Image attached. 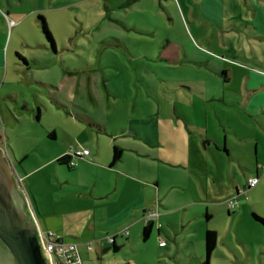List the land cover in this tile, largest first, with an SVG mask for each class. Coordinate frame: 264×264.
<instances>
[{
  "label": "rangeland",
  "instance_id": "1",
  "mask_svg": "<svg viewBox=\"0 0 264 264\" xmlns=\"http://www.w3.org/2000/svg\"><path fill=\"white\" fill-rule=\"evenodd\" d=\"M11 1L21 13L31 15L32 20L37 24L38 28L34 24L30 26L26 21L20 27L33 39L32 41L38 36L44 37L37 19L39 14L46 17L47 25L53 29L52 32L49 28L56 48V52L51 48V51H48L36 47L34 43L35 48L32 52L38 49L36 55L40 62L32 63L28 70L23 65L15 63L16 59L21 61L14 51H11L16 31L13 30L11 33L8 28L4 45L5 47L8 45L9 50L0 70L2 150L32 208L34 204L32 195L34 197L35 193L45 201L41 204V212L35 210L37 222L43 224L42 218H45L49 224L51 223L47 219V215L53 210L49 202L57 201L61 208L65 207L66 212H63L64 210L60 212L63 218V231L72 230L71 233L74 234L66 235L64 239L79 243L84 264H202L204 255L200 247L203 246L204 233L208 228L217 231V244L212 255L213 264H264V224L252 216V212H255L264 218V175L255 187L235 197V188L239 190L245 187L248 177L252 175L239 167L236 161H228L217 155L221 158V164L227 165V179L219 185H213L210 181L209 196L205 201L203 194L197 193L196 196L192 192L194 188L199 190L205 186L202 171L199 169L193 172L191 166L184 168L200 159L193 147L194 140L189 137L186 119L194 121L208 113L209 129L215 127L218 131L216 118H211L218 104L198 98L195 90H191L197 85L202 86L194 82L196 78L211 80V77L204 72L195 73L191 70L194 68L186 65L183 69L161 70L157 57L161 51L159 44L164 38L171 35L178 44L180 43L178 41H184L185 37L190 38L191 32L195 34L189 18V8L195 3L192 0H140L135 3L129 9L126 18L137 22L156 35L149 34L144 36L143 40L137 41L133 56L131 49L128 51L119 49L118 52L106 43L99 42L105 36L115 35L116 27H122L120 22L104 18L110 13L107 4L109 2L116 4L122 0ZM58 6L61 8L52 10L53 7ZM124 12L114 10L116 18H125ZM200 12L199 10V16H201ZM100 17L102 20L99 21ZM2 27L0 21V40L4 37ZM47 43L49 46L48 41ZM62 71L68 77L72 76V73L78 77L81 74L83 79L86 73L93 75L100 92L104 93V101L107 104L104 108L98 110L95 108L98 117H102L101 114L105 113V117L98 121L106 125V128H116L117 140L141 143L148 149L154 150L164 162L184 161L181 166H171L166 164L167 162L143 159L146 160L145 162H151L149 169L151 178L157 177L155 171L158 166H164L160 169L164 168L163 172L166 176L173 174L182 182L178 189L187 196L188 204L181 205L180 201H176L171 206L157 205L160 211L174 213L175 222L172 223L175 227L161 216L160 225H163L164 231L161 230L159 236L156 234V221L146 240L142 237V227L134 228L132 225L128 227L126 223L118 225L119 232L124 228H128L129 232L128 235L118 234L116 237L120 243L118 251H113L112 244L101 245L100 242H94L89 228L94 227L96 231H101L105 229L103 226L106 220L103 216H99L101 212H89V209L94 208L92 201L94 200L97 205H109L110 202L107 198L93 199L91 194L86 193L91 183H95L90 173L96 174L99 179L97 184L101 185V179H106L105 170L94 164V166H84L80 171L83 176H80L73 172V168L56 163V158L52 163L49 160L55 148L63 145L65 141H70L67 148L83 144L92 153L83 157L94 158L103 163L111 157L112 140L108 134L98 133L96 128L80 121L74 115L79 109L77 105L83 102V99L78 97L79 94L74 100L76 106H67L70 111L68 112L64 106H58L53 101L47 88L35 82L37 77L58 82ZM109 80L115 86L114 91L118 90V97L109 94V99H106L107 90L104 83H108ZM74 84L73 80L66 81L64 87L61 86L60 93L73 97ZM177 84L180 86H176ZM236 86L237 80L228 85V88ZM84 92L86 103L94 108L95 105L88 98L86 89ZM37 107L40 108L39 118H36ZM241 119L240 125L248 124L254 127L257 123L249 116ZM253 127L246 131H251ZM51 131L57 134V138L48 136ZM129 131L130 133H127ZM124 132L127 134L123 135ZM182 134L184 140L180 137ZM205 155H208V152H205ZM259 155L263 156L261 150ZM186 157H190L191 160L188 162ZM124 158L119 162L118 168L131 169L133 164L130 158ZM37 166L39 167L36 169ZM259 166L260 170L264 169L261 164ZM107 172L115 174L114 171ZM260 172L264 173V170ZM215 174L218 176L217 173ZM63 180L66 182L61 183ZM149 188L148 204L156 209L153 200L158 195L153 185ZM98 189L99 187L94 185L93 192ZM174 192L176 191H170L167 187L161 190L164 197L170 194L169 198L171 197L172 201H174ZM120 198L121 195L118 200ZM231 198H235V208L229 212L226 202ZM205 212L212 213L209 220L204 217ZM93 213L96 214L95 218ZM53 221L59 222V219ZM42 229L47 230L44 227ZM159 238L168 246L161 248L158 244ZM87 241L91 242L90 252L85 249L84 242ZM106 247L108 249L104 251Z\"/></svg>",
  "mask_w": 264,
  "mask_h": 264
},
{
  "label": "crops",
  "instance_id": "2",
  "mask_svg": "<svg viewBox=\"0 0 264 264\" xmlns=\"http://www.w3.org/2000/svg\"><path fill=\"white\" fill-rule=\"evenodd\" d=\"M192 1L195 4H192L189 8V18L192 21L195 34L191 32L190 38L185 37L184 41H178L180 42L178 44L175 42V38L171 35L164 38L159 44V49L161 51L157 59H159L158 66L161 70H166L167 68L183 69V67L190 66L194 68L191 69L193 72H204L211 77V80L196 78L194 82L200 83L202 86L197 85L196 87H192L191 90H195L194 92L198 95V98L218 104V107H215L214 115H211V118H216L215 120L218 122L219 133L215 130V127L211 130L209 129L208 125L210 119L207 115L208 113H205L199 119H194V121L186 119V128L190 135L189 137L192 141L194 140L193 142L195 146L193 145V147L200 156V159L198 162H191V165L184 167H193V172H195L194 170L199 169L202 171L205 178V186L199 190L194 188L192 192L196 196L197 193L200 195L203 194V198L206 201L209 196V182L211 181L213 185H219L220 183H224V180L227 179V165L221 164V158L219 156L228 161H236L239 167H242L244 171L249 172V174L252 175L248 177V179L258 177L260 180L264 175L263 172H260L264 169L260 170L259 166L261 164L262 168H264V0ZM122 2L123 0L116 4L109 2L107 7L111 14L109 13V16L106 15L104 17L108 18V20L120 22L122 27H116L115 35L105 36L100 39L99 42L106 43L107 46L113 47L112 49H116L118 52L119 49H124L125 51L131 49L134 56L135 43L143 40L144 36L156 34L151 30H147L144 26L138 25L137 22L130 21L126 18L129 9L138 1L124 9L120 8ZM59 8H61V6L53 7L52 10ZM114 10L125 11L123 14L125 18H116ZM199 10L201 11L200 15L202 17L199 16ZM100 20H102L101 17L99 21ZM0 21L3 25L1 31L4 34V37L0 40V70L3 68L5 55L7 58L9 50V46L7 45L5 47L4 45L6 42L5 35L8 28H10L11 33L13 30L16 31L11 51H14V53L19 52L23 57V60L21 59L20 62L16 59L15 63L23 65L28 70H30V65L32 63L40 62L36 55L38 49H35L32 52L35 48L34 43H36V47L45 48L48 51H51V48L56 52V48L50 47V44L48 46L44 37L40 38L38 36L32 41L33 39L20 29L26 21L29 22L30 26H33L34 24L37 27V24L32 20L31 15L29 16L21 13L13 1L0 0ZM38 22L37 19V23ZM48 27L53 32V29L50 26ZM154 31H156L155 27ZM166 43H168L167 46ZM220 54L221 56L219 57ZM167 61L168 63H165ZM70 80L75 81V84L73 85V91L75 94L73 97L64 96L60 93L61 86L63 85L64 87V83ZM235 80H237V86L228 88V85H231ZM35 82L41 87L47 88L53 101L56 102L58 106H64L67 111L69 110L67 106H76L74 100L79 94L78 97L83 99V102L77 105L79 109L74 115L80 121L86 122L88 125L96 128L98 133L104 132L108 134L112 140L111 146H113L115 142L123 148L126 145H134L149 154L147 156H140L132 151H124L123 158L120 161L124 160V157H129L133 167L131 169L127 168L123 170L118 168L120 161L113 166L109 165L111 157L103 163L94 158L80 157L74 159L76 165L73 168V172L80 176H83L80 171L84 166L97 165L102 168L103 171L105 170L106 179H101V185L100 183L97 184L99 179L96 174L94 172L90 173L91 179H93L95 183H91L90 189H88L86 193L89 195L91 194L93 199L97 198L100 200L107 198L110 202L109 205H97L94 200L92 201L94 208H91L92 210L89 209V212H101L99 216H103L104 220H106L104 221L103 226L105 229L101 231H96L94 227L89 228L92 231L93 240L100 239L106 235L118 233L119 224L127 223L128 227L132 225L134 228H139L143 227L147 221H152V227L156 221V234L159 236L161 230L164 231V229H162L163 225L161 224L160 227L158 225V223H161V216H163L164 219H167L172 227H175L172 223L175 222L173 216L174 213L160 211V209L157 208V205H161L162 207L171 206L175 204L176 201H180L181 205L189 203V199H187V196H184V192L181 189H178V186L182 185L181 180L176 178L173 174L166 176L163 172L164 168L160 169V167L164 166H158V168L155 166V168H157L155 171L157 177L151 178V173H149L151 162H145L146 160L143 159L158 160L160 163H166L167 161L164 162L160 158L158 159V157H155V155H157L156 152L148 149L141 143L117 140L115 133L116 128H106V125H103L98 121L103 119L102 117H105V113L101 114L102 117H98L99 114L95 108L98 110L99 108L106 107L107 104L104 101V93L100 92L93 75L91 73H86L85 79H83V75L81 74L80 77H78L75 73H72V76L68 77L65 75V72L62 71L58 82H53L42 77H37ZM104 86L107 90L106 99H109V94L118 97V90L114 91L115 86L113 82L109 80L108 83H104ZM176 86H180V84H177ZM84 89H86V93L88 98L92 101V104L95 105L94 108H91L86 103ZM246 116L252 117L257 121V123L254 124V127L248 124L240 125L242 122L241 118L245 119ZM251 127H253L251 131H246ZM127 133H130V131ZM127 133L124 132L123 135ZM132 134L134 137L138 138L135 136L136 134ZM180 137L184 140L183 134ZM55 138H57L56 133ZM203 140H206L207 142L202 143ZM69 142L70 141H65L63 145L55 148L53 155L49 160L50 163H52L55 158L57 159L59 156L67 152ZM184 144H186L185 141ZM222 144L224 145L225 150L222 148ZM77 147L87 148L83 144L82 146H76L75 148ZM0 148L2 149L1 142ZM260 150L263 154L262 157L259 155ZM205 152H208V155H205ZM91 154L92 153L89 150V155ZM89 155H86V157ZM186 160L190 161L191 159L190 157H186ZM183 162L184 161L176 163L175 161H171L166 164L171 166H181L183 165ZM38 167L39 166H37L36 169ZM107 171H114L115 174H110V172ZM215 173H217L220 178ZM229 177H231L230 172ZM64 182L66 181H61V183ZM94 185L99 187V189L95 191L97 193L93 192ZM150 185L154 186V191L158 195L156 199L153 200L156 206V209L154 210H157L156 212L158 214L154 219L146 220L143 217V209L151 207L148 204V202H150ZM163 187H167L170 191H176L174 192V201H172L171 197L169 198L170 194L165 197L161 194ZM81 189H83V187H81ZM248 189L250 188H247L246 185L239 190L238 188H235V197L240 193L245 194ZM120 195L121 198L118 200ZM32 198L34 200L35 208L41 212V204L45 203L44 199L39 198L36 193L34 197L32 195ZM49 205L53 208L51 213L47 215V219L51 223L49 224L45 218H42L43 224H40L38 221L39 225L45 229L58 233L62 238L66 235L71 236V234H74L71 233L73 232L72 230L63 231V218H61L60 212H62L65 207L61 208L57 201H51L49 202ZM151 208L153 209L154 207ZM63 212H66V210ZM200 216L202 218V215ZM211 216V212L204 213V217H206L207 220H209ZM93 217H96L95 213H93ZM53 219H59V222H54ZM204 240L205 233L203 241ZM160 241L164 240L160 239L159 242ZM115 243L120 245L117 239H115ZM159 246L165 248L168 244L165 243L164 246L159 244ZM200 249H203L202 252L204 255V243ZM213 253L214 250L208 260V264H213ZM204 260L205 255L202 264H204Z\"/></svg>",
  "mask_w": 264,
  "mask_h": 264
},
{
  "label": "water",
  "instance_id": "3",
  "mask_svg": "<svg viewBox=\"0 0 264 264\" xmlns=\"http://www.w3.org/2000/svg\"><path fill=\"white\" fill-rule=\"evenodd\" d=\"M39 228L29 199L0 148V264H51Z\"/></svg>",
  "mask_w": 264,
  "mask_h": 264
},
{
  "label": "trees",
  "instance_id": "4",
  "mask_svg": "<svg viewBox=\"0 0 264 264\" xmlns=\"http://www.w3.org/2000/svg\"><path fill=\"white\" fill-rule=\"evenodd\" d=\"M139 0H123V2L120 4V8H126L130 5H132L133 3L137 2ZM107 9V8H106ZM109 16V15H107ZM38 21L40 23V28H41V31H42V34L44 36V38L49 42L50 44V47L52 48H55L54 47V38L52 36V33L47 25V22L45 20V17L41 14L38 15ZM12 22V21H11ZM15 55L21 60H23V57L21 56V54L19 52H15ZM40 116V108L37 107V112H36V118H39ZM189 130V129H188ZM48 136L51 137V138H55V133L54 131H51L48 133ZM2 141V137L0 139V142ZM207 141L206 140H203L202 143H206ZM78 148V147H77ZM222 148L224 149V145L222 144ZM73 150H75V147L74 146H71L68 148V151L59 156L57 159H56V163L58 164H65L67 165L68 168H74V166L76 165V162H75V158H80V156H77V155H74V152ZM132 151V152H135L136 154L140 155V156H147L149 154H147V152H144L143 150H141L139 147L137 146H134V145H126L124 148L121 147L117 142H115L112 146V155H111V160H110V163L109 165L110 166H113L115 165L117 162H119L122 158H123V155H124V151ZM225 150V149H224ZM89 155V154H88ZM154 156V155H153ZM83 157V156H81ZM155 157H158L157 155H155ZM159 159V157H158ZM227 207V205H226ZM33 204V211H34V214H35V210L36 208ZM228 211H233L234 209H230L228 208ZM147 211H157V210H154L152 209L151 207H147V208H144L143 209V217L145 216V213ZM252 216L255 220L261 222L262 224H264V218H262L261 216L257 215L256 213H252ZM41 227V226H40ZM160 227V225H159ZM42 228V227H41ZM45 232H48V231H51L52 233H54L55 235H59L58 233L56 232H53L52 230H43ZM152 231V221H147L146 224L142 227V237L144 240H146L149 236H150V233ZM123 232V229L121 232H118L116 234H113V235H106V236H103L101 237L100 239H97V240H94V242H100L101 245H103L104 243H109V244H112V249L113 251H118L119 248H120V245H117L115 243V239H117L116 237L118 236V234H124L122 233ZM124 235H128V234H124ZM60 236V235H59ZM62 237V236H61ZM108 238H111L112 240L111 241H108ZM64 239V238H63ZM77 243V242H76ZM166 243V242H165ZM216 243H217V233L215 230H212V229H208L206 230L205 232V240H204V245H205V260H204V264H208V260L210 259V256L216 246ZM78 244V250H79V243ZM84 245H85V249L87 251H91V242L90 241H87V242H84ZM89 245L90 247V250H88L86 248V246ZM165 245V244H164ZM164 245H161V246H164ZM79 254H80V251H79ZM81 257V255H80ZM81 260H82V264H83V259L81 257Z\"/></svg>",
  "mask_w": 264,
  "mask_h": 264
},
{
  "label": "built area",
  "instance_id": "5",
  "mask_svg": "<svg viewBox=\"0 0 264 264\" xmlns=\"http://www.w3.org/2000/svg\"><path fill=\"white\" fill-rule=\"evenodd\" d=\"M74 155L77 156H86L89 154V150L84 147H78L73 150ZM259 178L253 177L249 178L246 182L247 188L254 187L258 183ZM226 205L230 209L235 208V201L234 198L229 199L226 202ZM34 212V211H33ZM157 212L155 211H147L145 213L144 218L146 220L154 219L157 216ZM35 216V214H34ZM158 225H160L158 223ZM124 234H128V228H124ZM39 235L42 247L44 251L48 254L50 258L51 264H82V260L78 250V244L74 241H67L63 239L59 235H55L51 231L45 232L40 227L39 228ZM111 238H108V241H111ZM160 245H164L165 241H160ZM88 250H90L89 245L86 246Z\"/></svg>",
  "mask_w": 264,
  "mask_h": 264
},
{
  "label": "flooded vegetation",
  "instance_id": "6",
  "mask_svg": "<svg viewBox=\"0 0 264 264\" xmlns=\"http://www.w3.org/2000/svg\"><path fill=\"white\" fill-rule=\"evenodd\" d=\"M0 139H1V135H0Z\"/></svg>",
  "mask_w": 264,
  "mask_h": 264
}]
</instances>
